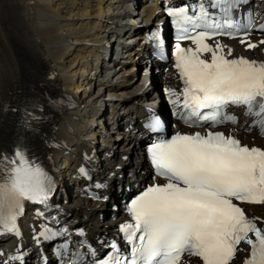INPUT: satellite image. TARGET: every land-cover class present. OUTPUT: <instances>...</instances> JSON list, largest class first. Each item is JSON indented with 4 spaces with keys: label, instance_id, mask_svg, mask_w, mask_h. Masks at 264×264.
Returning a JSON list of instances; mask_svg holds the SVG:
<instances>
[{
    "label": "snow or ice",
    "instance_id": "1",
    "mask_svg": "<svg viewBox=\"0 0 264 264\" xmlns=\"http://www.w3.org/2000/svg\"><path fill=\"white\" fill-rule=\"evenodd\" d=\"M237 3L207 0L206 6L205 0H195V6L167 8L178 39L192 45L175 44L174 66L184 86L168 94L179 119L207 128L151 144L153 181L159 177L165 182H153L130 201V221L119 226L128 254L113 245L117 251L107 264H185L186 257H197L202 264H233L245 244L249 251L244 264H264V221L258 226L259 218H249L240 206L264 204V149L241 144L231 132L211 130L237 123L228 112L233 106L255 118L248 127L264 134V62L230 58L232 49L216 40L225 35L235 39L240 33L230 22ZM210 8L222 14L223 22ZM250 35L249 25L241 43L251 49L258 45ZM145 127L158 131L160 121L149 117ZM52 184L23 146L0 153V228L15 232L23 202L45 203Z\"/></svg>",
    "mask_w": 264,
    "mask_h": 264
},
{
    "label": "bare ground",
    "instance_id": "2",
    "mask_svg": "<svg viewBox=\"0 0 264 264\" xmlns=\"http://www.w3.org/2000/svg\"><path fill=\"white\" fill-rule=\"evenodd\" d=\"M54 2L0 0V153L5 151L18 126L25 95L36 93L45 120L29 140V152L39 163L42 162L52 177L47 217L69 225H74L73 222L78 219L80 224L90 226L94 234L102 235L113 230L111 226L116 222L115 217L124 216L123 199L148 174L146 156L141 154L145 138L139 119L144 111L142 99L151 96L141 94L144 82L138 87L135 79L143 63L148 62L150 48L148 43L145 44L147 36L141 37L139 46L122 45L124 36L117 35V31L133 30L131 25L135 19L131 16L135 6L141 7L149 20L154 18L162 22L163 17L157 3L147 0H115L111 8L107 5V11L103 5L108 1L97 0V10L70 13L68 18L55 11ZM77 3L78 0H74V4ZM138 36L132 33L129 38L134 41ZM248 39L258 46L250 49L241 40L220 43L232 49L230 58L244 57L264 62V44L260 43L264 36L255 35ZM77 43H83L79 48L89 53L85 56L86 61L82 59L78 73H72L71 67L66 69L62 66L65 64L63 60L71 57L69 52ZM112 43L116 47L122 45V53L126 49L127 57L121 55L119 61H112L114 65L111 62L107 65L105 51L112 50V57L118 56L113 52ZM93 52H96L95 65L92 66L95 73L87 76L91 56L95 55ZM170 63L172 66L173 63ZM147 74L146 80L150 73ZM77 78L79 84L73 92ZM154 79L152 88L158 90L160 85L172 87L178 78L170 69L166 74L158 73ZM120 80L122 83L117 84ZM84 85L89 87V93L79 94ZM95 90L97 93L92 96ZM161 114L164 117L163 111ZM168 119L165 120L166 132L185 131L176 121ZM118 130L121 135L115 141L110 134ZM229 132L240 139L241 144L264 149V139L255 133L246 134L238 126L225 130L226 135ZM112 164H118L116 171L113 169L106 175ZM151 182L158 180L151 178ZM85 186L94 188L108 202L119 206V212L113 214L111 207L114 205L109 207L102 201L82 197L76 199ZM249 213L264 221V206L249 207ZM28 219L34 227L27 226L23 247L27 255L25 264H32L38 253L32 238L36 233L31 234L30 231L41 223L42 218L32 211ZM39 235L43 253L50 258L49 247ZM246 258L240 253L234 264H242ZM185 264L202 262L197 257H186Z\"/></svg>",
    "mask_w": 264,
    "mask_h": 264
},
{
    "label": "rangeland",
    "instance_id": "3",
    "mask_svg": "<svg viewBox=\"0 0 264 264\" xmlns=\"http://www.w3.org/2000/svg\"><path fill=\"white\" fill-rule=\"evenodd\" d=\"M55 2H54V9H55V11H57V12H59L60 13V15H61V17H63V18H68L69 16H70V13H76V12H79V11H86V10H89V11H95V10H97L98 9V6H96L95 4H97L98 2H97V0H90V1H87V0H78V3L77 4H74V0H54ZM108 2L106 3V5H103L104 7H105V9H106V11L109 9V7L111 8V6H112V4L114 3V1L112 0H107ZM88 2H89V4H88ZM110 5L108 8H107V5ZM132 4V3H131ZM89 5V6H88ZM91 5H93V6H91ZM113 10H111L110 11V13L112 12ZM132 17V16H131ZM79 23V22H78ZM74 24H77V23H74ZM102 37V36H101ZM113 37V36H112ZM115 38V37H114ZM102 39V38H101ZM74 41V40H73ZM84 44L83 43H77V44H74V46H73V48L71 49V51L69 52V54L71 55V57L69 56V57H67L65 60H63L64 62H65V64L62 66V68H66V69H68V66L69 67H71V69H72V73L74 72H77L78 73V71H79V69L82 67L81 66V64L83 63V60L82 59H84L85 61H86V57L85 56H87L88 55V53L89 52H86V51H83L81 48H79L80 46H83ZM97 46V45H96ZM94 47V48H102V47ZM116 46V45H115ZM134 46H139V43H137L136 45H134ZM89 47V46H88ZM89 48H91V47H89ZM136 48V47H135ZM137 48H139V47H137ZM136 48V49H137ZM92 51H95V49H93ZM107 52V51H106ZM114 52V54L116 55L117 54V51L116 50H114L113 51ZM94 53V52H93ZM91 54H92V52H91ZM95 55L94 56H91V60H90V67H89V74H87V76H89L90 74V76H93L94 75V73H95V71L94 70H92V66H94L95 65V61H96V52L94 53ZM95 58V59H94ZM126 59H128V58H126ZM77 61V62H76ZM79 63V64H78ZM107 65H109L108 63H107ZM130 66L132 67L133 65H131L130 64ZM130 66H127V68L128 69H131V67ZM111 67H113V66H111ZM70 69V70H71ZM77 69V70H76ZM100 69L101 70H105L104 69V67L102 68V67H100ZM120 69V68H119ZM142 69H144L143 67H142ZM142 69H140L139 70V72H138V74H137V77H136V79H135V81H136V85H138V87H140V85H142V80L143 79H141L142 78V76H143V74H144V72H142L141 73V71H142ZM75 70V71H74ZM127 71V69L125 68L124 69V72H126ZM105 72H103V77L105 76V74H104ZM141 73V74H140ZM167 73V71L165 72L164 71V74H166ZM129 77H131L130 75H129ZM75 84H74V87H72V89H73V92L74 91H76V86L79 84V78H77L76 79V81L74 82ZM122 82H121V80L117 83V84H121ZM82 85V84H81ZM83 88V89H82ZM81 89H82V91L79 93V94H83V93H86L87 92V94L89 93V87L88 86H86V85H84V86H82L81 87ZM83 92V93H82ZM96 93H97V90H95V92L93 91L92 92V96H94V95H96ZM127 114V113H126ZM111 136L110 137H114V140L115 141H117L116 139H117V137H119V135H121L120 134V131L118 130V131H113V133H111L110 134ZM30 149V148H29ZM41 165H43L42 164V162L40 163ZM62 164V163H61ZM60 164V165H61ZM118 166V164H112V165H110V167L106 170V175H108L109 173H111L112 172V170L114 169V172L116 171V167ZM44 167V166H43ZM62 170L64 171V168H62ZM119 171H117V173H118ZM116 173V174H117ZM69 202H67V204H68ZM105 205H107V206H109L110 207V205H111V203H104Z\"/></svg>",
    "mask_w": 264,
    "mask_h": 264
}]
</instances>
